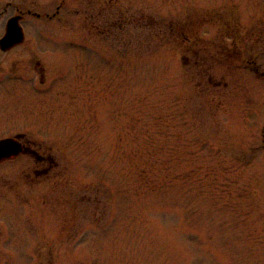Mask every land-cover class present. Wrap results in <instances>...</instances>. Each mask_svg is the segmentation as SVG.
Wrapping results in <instances>:
<instances>
[{"label": "rangeland", "instance_id": "374dc122", "mask_svg": "<svg viewBox=\"0 0 264 264\" xmlns=\"http://www.w3.org/2000/svg\"><path fill=\"white\" fill-rule=\"evenodd\" d=\"M17 14L0 139L57 164L0 163V264H264V0H0V38Z\"/></svg>", "mask_w": 264, "mask_h": 264}, {"label": "water", "instance_id": "95a60500", "mask_svg": "<svg viewBox=\"0 0 264 264\" xmlns=\"http://www.w3.org/2000/svg\"><path fill=\"white\" fill-rule=\"evenodd\" d=\"M20 15H14L7 20L5 34L0 38V47L3 50L19 44L24 40V31L20 24ZM21 151L19 141L13 137L0 139V161L16 157Z\"/></svg>", "mask_w": 264, "mask_h": 264}, {"label": "flooded vegetation", "instance_id": "af4514ba", "mask_svg": "<svg viewBox=\"0 0 264 264\" xmlns=\"http://www.w3.org/2000/svg\"><path fill=\"white\" fill-rule=\"evenodd\" d=\"M19 45H20V44L13 45V46H11L9 49H7V50H3V49L0 47V50L3 51V52H7V51L13 49L14 47L19 46ZM38 64H39V62H37V64H35V65H38ZM38 67H39V65H38ZM39 68H40V69H39V71H40L39 83L42 84V83L44 82V80H45V79H44L45 68H44L43 66H40ZM8 137L16 138V139L19 141L20 146H21V151H20V153H19L18 156H16V157H12V158L4 159V160L0 161V163H4V162H7V161L15 160V159H17L19 156H21V155L24 154V153H30V154H32V155H34V156L36 157V159H37L38 162L43 161V160L45 159L44 162L50 164V165H49L50 169H51L53 166H55V165L57 164V163L53 160V158H52V156H51L50 154H48V155L45 157V156L39 155V153H38L37 150L32 149L31 147H29V146H28V143L23 141L24 135H22V134H17V135H15V136H8ZM36 174L38 175V172H36ZM49 174H51V173H50L49 171H46V172H43L42 175L46 177V176H49Z\"/></svg>", "mask_w": 264, "mask_h": 264}]
</instances>
